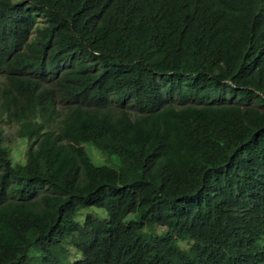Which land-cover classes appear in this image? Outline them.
<instances>
[{"label":"trees","instance_id":"16d2710c","mask_svg":"<svg viewBox=\"0 0 264 264\" xmlns=\"http://www.w3.org/2000/svg\"><path fill=\"white\" fill-rule=\"evenodd\" d=\"M0 264H264V0H0Z\"/></svg>","mask_w":264,"mask_h":264},{"label":"rangeland","instance_id":"374dc122","mask_svg":"<svg viewBox=\"0 0 264 264\" xmlns=\"http://www.w3.org/2000/svg\"><path fill=\"white\" fill-rule=\"evenodd\" d=\"M3 130L5 135L7 136V140H9V145L11 146V155L14 161L20 160L19 162H24V157L22 156V152L24 150V143L18 138L16 135V125H3ZM85 149L91 159L96 163H104L102 160V155L93 145H85ZM180 246L184 249H188L189 245L185 242H180Z\"/></svg>","mask_w":264,"mask_h":264}]
</instances>
